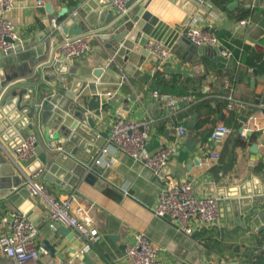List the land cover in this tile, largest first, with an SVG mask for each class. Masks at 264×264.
Instances as JSON below:
<instances>
[{
    "label": "crops",
    "instance_id": "1",
    "mask_svg": "<svg viewBox=\"0 0 264 264\" xmlns=\"http://www.w3.org/2000/svg\"><path fill=\"white\" fill-rule=\"evenodd\" d=\"M37 1L15 0L7 13L17 31L18 42L13 53L0 58V67L11 65L14 57H24L34 47H43V42L53 35H57L55 44L60 41L64 35L59 31L53 32L50 18L59 20L57 15L61 9L67 8L70 13V7L86 0H40L41 5ZM94 1L100 4L96 16L91 19L94 25L83 22L84 31H97L91 49L68 62L74 67L78 80L82 81L81 94L85 95V101L97 89L115 91V97L95 117L96 131L108 134L117 112L133 120H150V136L146 146L150 153L171 144L179 126H183L186 132L180 139L177 151L158 177L141 163L106 147L107 137L93 158L94 163L100 150L107 148L100 163L93 164L102 179L97 178L92 182L80 179L68 188L44 180L42 176L44 187L53 196L64 198L73 193L76 195L92 217L99 236L95 243L84 248V243L75 234L62 235L59 231L61 226H50L44 202L35 198L36 203L31 211L38 229L37 241L47 250L42 261L86 264L82 260V255L86 253L91 254L88 264H130L125 258L124 248L134 243L137 233H143L158 248L161 264H249L256 253L264 248V230H259L263 224L261 217L252 222V213L247 212L240 217L239 223H229L235 221L238 204L231 206L229 202L225 203L224 198L222 210L219 211L218 207L219 220L213 227L196 229L192 235H185L169 219L156 217L153 209L161 188L170 179L191 181L198 196H215L217 188L238 187L249 175H254L260 182L258 184L264 187V73H255L252 67L243 62L245 45L264 52V0H231L227 4V11L205 0L210 11L198 10L200 15L193 16L188 24L209 26L220 39L222 47L231 52L229 58L222 57L214 47H207L201 52L198 47L187 43L183 56L174 55L159 67L146 60L133 75L124 74L121 68L120 79L116 83H97L98 78L92 75V68L88 65L91 62L94 66L99 64V60L94 59L96 55L109 56L104 44L118 28L115 26L114 31L106 29L117 19L111 4L104 6L106 0ZM232 2L236 4L229 9L228 5ZM48 3L50 12L46 8ZM242 8L248 9L249 15L239 20L237 16ZM106 10L107 13H104ZM109 15H113L112 20H105ZM242 20H246L247 24L239 25ZM155 75H162L170 84L165 86L158 83ZM77 78L69 75L68 81L75 83ZM154 90L170 92L178 98L175 110L167 111L164 103L153 97ZM228 96L247 103V108L240 113L227 110ZM77 102L80 107L84 106L79 97ZM199 104L202 105L203 114L211 113V126L200 133L196 131L197 111H192L187 118L182 116ZM194 113H197L195 129L190 131L187 122ZM85 114L94 117L92 113ZM241 116L247 117V121L243 122ZM216 125H224L231 132L214 147L209 138ZM28 132L38 140L36 130ZM253 147L256 148L254 151ZM212 150L219 156L217 161L208 157ZM36 160L34 154L29 162L22 165L27 175L26 169L32 167ZM233 199L240 198L229 201ZM246 205L242 203L239 206ZM260 207L258 205L256 209ZM17 211V207L7 198L0 199L2 231L7 232L8 229L1 224V220ZM0 264H14V261L0 254Z\"/></svg>",
    "mask_w": 264,
    "mask_h": 264
},
{
    "label": "water",
    "instance_id": "2",
    "mask_svg": "<svg viewBox=\"0 0 264 264\" xmlns=\"http://www.w3.org/2000/svg\"><path fill=\"white\" fill-rule=\"evenodd\" d=\"M106 1L104 6L110 3V0ZM234 4L236 2L230 3L228 8ZM99 6L94 0H86L70 7V13L67 8L61 9L57 15L60 32L68 37L83 33V22L93 26L91 19L96 16ZM127 7V15L117 18L106 28L114 31L118 26L104 44L109 56L96 55L94 59L99 60V64H88L92 75L101 83H116L121 68L124 74H135L136 68L146 60L158 66L159 62L153 60L145 49L149 40L159 41L171 48L174 55L183 56L189 42L181 35L182 28L191 22L193 16L200 15L198 10L210 11L205 0H130ZM46 8L50 12L49 3ZM112 18L113 15H109L105 20ZM56 38L57 35H53L43 42V47H34L24 54L26 56L14 57L11 65L0 67V199L7 198L30 220L34 218L31 210L36 200L25 186L29 176L12 162V151L29 135V130L38 132L34 148L37 160L26 169L29 174L43 169L44 180L68 188L80 179L86 182L102 179L94 168L93 158L107 137V133L96 131L95 117L104 109V104L97 94L85 101V95L81 94L82 81L78 80L74 67L67 60H54ZM198 49L204 52L207 47ZM69 75H74L77 81L69 82ZM78 97L83 100V107L77 102ZM85 112L94 114V117ZM196 117L197 113H194L187 122L188 130L194 131ZM240 119L247 121L245 116ZM187 146L189 148V144ZM255 149L253 147V151ZM258 183L254 175H249L238 187L215 190L219 211L223 208L224 198L231 206L238 204L235 221L229 223H239L240 217L250 212L252 222L262 218L259 230H264V187ZM236 197L240 199L229 201ZM242 203L247 205L239 206ZM258 205L261 207L256 209ZM59 231L65 236L74 235L66 227L61 226ZM89 255H82L86 264Z\"/></svg>",
    "mask_w": 264,
    "mask_h": 264
},
{
    "label": "built area",
    "instance_id": "3",
    "mask_svg": "<svg viewBox=\"0 0 264 264\" xmlns=\"http://www.w3.org/2000/svg\"><path fill=\"white\" fill-rule=\"evenodd\" d=\"M129 1L110 0L117 18L127 15ZM14 2L15 0H0V58L10 55L17 47V31L12 21L6 16ZM37 4L42 3L38 0ZM49 22L53 32L61 31L56 17H51ZM238 24L245 25L247 21L242 20ZM96 32L95 29H89L75 36H64L56 44L54 60L69 61L73 57L86 54L91 49V42ZM181 35L195 47H214L222 57L231 56V52L222 47L220 39L209 26H198L191 23L186 25ZM145 49L153 60L159 62V65L167 63L174 56L171 48L155 40H149L145 44ZM98 82L99 79H97ZM93 94L100 96L104 109L115 97V91L104 89H97ZM152 95L164 103L167 111L175 110L178 104V98L170 92L154 90ZM247 106L248 104L243 101L231 96L227 97L226 108L231 112L240 113ZM149 131L150 120H133L117 112L109 127L106 147L141 163L158 177L177 151L181 144L180 139L186 130L183 126L176 128L174 141L153 153L146 149L150 136ZM230 132V128L216 125L211 130L209 140L215 147L222 143ZM36 141V136L33 134L23 138L14 148L13 164L23 169L22 165L34 157ZM106 153L107 148L101 149L94 163L99 164L100 159ZM208 157L212 161H217L219 156L215 150H212L209 151ZM28 176L25 186L31 197L44 202L50 226L69 228L76 238L84 243V248L98 240V232L93 226L92 217L79 203L74 193L64 198H57L49 193L41 181L43 169H38ZM153 214L159 218L169 219L185 235H192L196 229L210 228L218 222V200L213 195H196L193 183L189 180L170 179L165 182L158 194ZM1 224L6 225L8 229L4 232L0 228V254L2 256L12 259L14 264H61L60 262L42 261V257L47 254L46 247L37 241V226L25 213L19 211L12 213L3 218ZM124 250L125 258L130 264H161L158 259V248L143 233H137L134 243L126 245Z\"/></svg>",
    "mask_w": 264,
    "mask_h": 264
},
{
    "label": "trees",
    "instance_id": "4",
    "mask_svg": "<svg viewBox=\"0 0 264 264\" xmlns=\"http://www.w3.org/2000/svg\"><path fill=\"white\" fill-rule=\"evenodd\" d=\"M230 1L231 0H210V2L213 3L217 8L224 11H227V4ZM247 15H249V10L246 8H242L240 14L237 16V19L240 20L242 18H245ZM244 53V64L249 67H252L255 73H264V52L255 50L249 45H245ZM154 78L158 83L162 85L168 86L170 84L169 80L164 79L162 75H155ZM201 108L202 105H196L193 107V109H188L182 115L183 117L187 118L190 116L192 111H197L199 113V117L196 124V131L199 133L203 132L206 128L208 129L211 126V113L203 114ZM249 264H264V248L256 253V255Z\"/></svg>",
    "mask_w": 264,
    "mask_h": 264
}]
</instances>
